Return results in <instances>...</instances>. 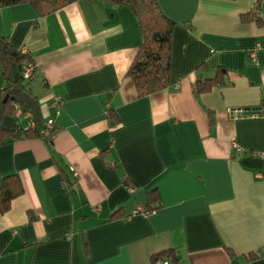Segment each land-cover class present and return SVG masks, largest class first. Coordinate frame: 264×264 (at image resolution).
Returning <instances> with one entry per match:
<instances>
[{"label": "crops", "instance_id": "1", "mask_svg": "<svg viewBox=\"0 0 264 264\" xmlns=\"http://www.w3.org/2000/svg\"><path fill=\"white\" fill-rule=\"evenodd\" d=\"M157 1L175 21L171 81L147 95L127 74L143 41L130 6L0 7V33L38 65L43 120L22 107L3 124L57 128L52 145H0V172L24 188L0 211V264H154L168 249L178 264H264V115L238 111L264 105V0Z\"/></svg>", "mask_w": 264, "mask_h": 264}, {"label": "trees", "instance_id": "2", "mask_svg": "<svg viewBox=\"0 0 264 264\" xmlns=\"http://www.w3.org/2000/svg\"><path fill=\"white\" fill-rule=\"evenodd\" d=\"M72 1L75 0H0V7L29 2L44 15ZM108 1L130 6L139 19L143 41L127 72L132 77L138 94L147 95L168 86L171 81L172 35L175 21L165 14L157 0ZM29 57L28 51H23V47H17L10 35L0 33V60L4 75L3 87L0 90V145L22 136L42 137V129L37 126L16 131V128H9L3 124L5 115L15 113L14 102H18L23 108L34 113L37 123H43L38 97L32 91L29 79H26L23 74L24 63L30 59ZM225 74V70L219 68L213 76L198 78L196 90L198 92L210 90L214 85L225 80ZM7 94L9 97L4 100ZM56 132L57 128L53 126L51 134L43 137L48 144H53V136ZM23 189L18 175H2L0 172V211L8 210L11 200L21 194ZM153 203L160 204V193L157 188L148 193L149 209L155 208L151 206ZM122 213L121 210H116L112 216L118 217ZM166 254L172 256L174 262H179L174 252L168 249L153 256L154 264H157L158 258L165 257Z\"/></svg>", "mask_w": 264, "mask_h": 264}, {"label": "built area", "instance_id": "3", "mask_svg": "<svg viewBox=\"0 0 264 264\" xmlns=\"http://www.w3.org/2000/svg\"><path fill=\"white\" fill-rule=\"evenodd\" d=\"M23 51L26 52L27 49L23 47ZM37 68H38V65L34 60L32 59L26 60L23 66L24 77L26 79H30L31 77H33L37 71ZM60 103H61V99L59 97H56L52 102V104L56 106L57 112H59ZM14 106H15V114L17 116H21L24 113V109L22 108V106L18 102H14ZM238 111L240 114H246V115H252V116L253 115H264V105L259 110L239 108ZM54 122H55L54 118H49L46 121V125L42 129V137L51 134V129L54 126ZM21 128H22L21 126L17 125L16 130L20 131ZM242 151L246 152L247 150L242 149ZM258 153L264 158V150H260ZM145 210L148 211L147 209ZM156 263L157 264H178L174 262V260L171 257L158 258Z\"/></svg>", "mask_w": 264, "mask_h": 264}, {"label": "water", "instance_id": "4", "mask_svg": "<svg viewBox=\"0 0 264 264\" xmlns=\"http://www.w3.org/2000/svg\"><path fill=\"white\" fill-rule=\"evenodd\" d=\"M8 97H9V95L7 94V95L5 96V98H4V100H6ZM252 109L259 110V109H261V106L254 107V108H252Z\"/></svg>", "mask_w": 264, "mask_h": 264}]
</instances>
